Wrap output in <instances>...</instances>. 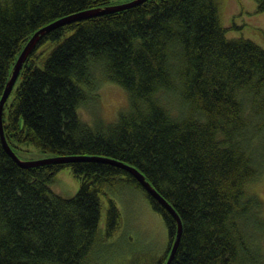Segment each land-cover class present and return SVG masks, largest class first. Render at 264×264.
<instances>
[{
	"label": "trees",
	"instance_id": "1",
	"mask_svg": "<svg viewBox=\"0 0 264 264\" xmlns=\"http://www.w3.org/2000/svg\"><path fill=\"white\" fill-rule=\"evenodd\" d=\"M264 10V0H254ZM110 0H0V97L32 34ZM221 0H143L54 27L28 53L2 108L10 148L99 157L139 170L177 212L170 264H264V47L228 37ZM103 80L127 108L88 124L78 110ZM173 97L174 106L165 100ZM45 158V157H43ZM79 180L72 196L50 185L61 168ZM139 190L167 230L173 215L126 169L80 159L21 166L0 140V264H95L122 226L108 191ZM106 198L104 224L100 223Z\"/></svg>",
	"mask_w": 264,
	"mask_h": 264
},
{
	"label": "rangeland",
	"instance_id": "2",
	"mask_svg": "<svg viewBox=\"0 0 264 264\" xmlns=\"http://www.w3.org/2000/svg\"><path fill=\"white\" fill-rule=\"evenodd\" d=\"M131 0H110L112 4ZM222 23L227 27L228 37H244L264 47V10H256L254 0H221ZM97 87L86 106L78 110L84 122L91 124L96 120L113 121L119 111L127 108L128 98L118 84L103 80L96 71ZM165 99L174 106L173 97ZM16 155L24 161L38 160L49 156L31 143H20ZM51 189L62 196H72L79 187V180L68 167L58 170ZM264 203V175L253 184ZM122 215L121 228L102 242L94 257L95 264H155L167 245V230L161 216L154 212L146 198L136 188L123 186L121 190L108 191ZM103 206L100 223L104 224L106 198L102 196Z\"/></svg>",
	"mask_w": 264,
	"mask_h": 264
},
{
	"label": "water",
	"instance_id": "3",
	"mask_svg": "<svg viewBox=\"0 0 264 264\" xmlns=\"http://www.w3.org/2000/svg\"><path fill=\"white\" fill-rule=\"evenodd\" d=\"M143 0H131V1H127L124 3H119V4H112V5H108L106 7H100V8H92V9H88V10H84V11H80L77 13H73L70 15H66L64 17H61L59 19H56L55 21L41 27L40 29H38L37 31H35L32 36L29 38V40L26 42V44L24 45V47L22 48V50L20 51L13 67L11 70V73L8 77V80L6 81L3 93L0 97V140L1 143L4 147V149L6 150V152L16 161L18 162V164H20L21 166H35V165H40V164H44V163H49V162H69V161H75V160H80V159H98V160H104V161H108L110 163H113L115 165H118L124 169H126L127 171H129L137 180L138 182L141 184V186L153 197L155 198L159 203L162 204V206L168 210L173 217L176 220L177 223V229H176V234L174 235L172 242H171V246L169 248V252L166 258V261L164 264H170L173 255L175 253V250L177 248L178 242H179V238L181 235V221L180 218L177 214V212L174 210V208L169 204L168 201H166V199L160 195V193L151 185V183L145 178V176L139 171L137 170L135 167L119 162V161H114L111 159H104V158H99V157H83V156H55V157H48V158H44V159H38V160H21L15 153L14 151L10 148V146L8 145L6 138L4 136L3 133V127H2V122H1V118H2V108H3V104L5 103L9 93L12 90V87L18 77L19 71L22 67L23 62L25 61V58L27 57L28 53L30 52V50L32 49V47L35 45V43L38 41V39L40 38V36L42 34H44L45 32H47L48 30L57 27L59 25L74 21V20H80V19H84V18H88L91 16H96L99 14H103L106 12H110V11H114V10H118V9H124L130 6H133L139 2H141Z\"/></svg>",
	"mask_w": 264,
	"mask_h": 264
},
{
	"label": "bare ground",
	"instance_id": "4",
	"mask_svg": "<svg viewBox=\"0 0 264 264\" xmlns=\"http://www.w3.org/2000/svg\"><path fill=\"white\" fill-rule=\"evenodd\" d=\"M45 158H48V157H45ZM41 159H44V158H41ZM54 191V190H53ZM55 192V191H54Z\"/></svg>",
	"mask_w": 264,
	"mask_h": 264
}]
</instances>
